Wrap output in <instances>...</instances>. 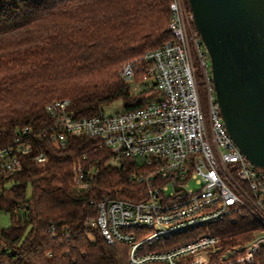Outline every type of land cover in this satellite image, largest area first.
I'll list each match as a JSON object with an SVG mask.
<instances>
[{
	"label": "trees",
	"instance_id": "trees-1",
	"mask_svg": "<svg viewBox=\"0 0 264 264\" xmlns=\"http://www.w3.org/2000/svg\"><path fill=\"white\" fill-rule=\"evenodd\" d=\"M170 2L0 0V131L13 137L25 126L50 125L46 105L55 100L68 99L81 117L118 100L124 111L142 107L157 93H133L120 72L126 62L173 39ZM38 144L49 162L39 166L35 149L25 157L23 171L0 187V215L10 217L8 227L0 225V264H130L129 246L108 244L87 221L96 214L90 200L107 194L139 199L142 187L130 178L139 170L136 164H107L109 151L96 138L71 136L64 147ZM76 161L98 168L88 191L73 184ZM261 229L251 216L240 214L235 222H217L148 249H171L208 232L219 238L221 256ZM246 264H264V246Z\"/></svg>",
	"mask_w": 264,
	"mask_h": 264
},
{
	"label": "built area",
	"instance_id": "built-area-1",
	"mask_svg": "<svg viewBox=\"0 0 264 264\" xmlns=\"http://www.w3.org/2000/svg\"><path fill=\"white\" fill-rule=\"evenodd\" d=\"M183 5L184 0L170 2L168 28L173 39L126 62L120 72L128 83H145L137 93L153 90L156 96L140 108L103 110L90 117L76 116L68 99L48 103L50 125L25 126L13 137L0 131V187L23 171L25 157L35 149L33 160L39 166L49 162L38 140L64 147L71 136L96 138L109 151L107 164L119 166L130 160L139 169L130 176L142 187L139 199L107 194L96 202L90 200L96 214L87 221L108 244H127L130 264H246L264 246V172L246 158L226 130L206 49L196 29L188 35ZM189 18L193 22L192 14ZM192 51L205 72L208 118ZM97 174L95 165L80 161L72 165V181L79 191H88ZM240 214L255 219L261 232L221 256L217 255L219 238L208 232L171 249H148L217 222H235Z\"/></svg>",
	"mask_w": 264,
	"mask_h": 264
},
{
	"label": "water",
	"instance_id": "water-1",
	"mask_svg": "<svg viewBox=\"0 0 264 264\" xmlns=\"http://www.w3.org/2000/svg\"><path fill=\"white\" fill-rule=\"evenodd\" d=\"M226 130L264 172V0H188Z\"/></svg>",
	"mask_w": 264,
	"mask_h": 264
},
{
	"label": "rangeland",
	"instance_id": "rangeland-1",
	"mask_svg": "<svg viewBox=\"0 0 264 264\" xmlns=\"http://www.w3.org/2000/svg\"><path fill=\"white\" fill-rule=\"evenodd\" d=\"M189 14H190V8L188 7V5H186V1L184 0L183 19H184V23L186 25V30L188 32V35H191V33H192L193 29H195V27H194L193 22H191V20L189 18V16H191V14L190 15ZM192 55H193V62H194V68H195V77H196V82H197L198 89L200 92L203 112L205 114V117L208 118L210 107H209V95H208V90H207V83L205 81L206 80L205 72H204V69L201 68L200 63H199V59L196 57V55L193 51H192ZM207 61H208V64L210 66V59L208 57H207ZM129 85H130L131 91L133 93H137L139 91V89H144L146 87L145 83H142L141 85H136L133 82H129ZM214 96H215V93H214ZM215 101H216V97H215ZM122 110H123V103L120 100L114 101V102H112V103H110L104 107V111L106 113H116V112H121ZM27 192H28V194L30 193V188H28ZM0 225L2 227H8L10 225V217L8 214L3 213L0 215ZM185 243H187V242H185Z\"/></svg>",
	"mask_w": 264,
	"mask_h": 264
}]
</instances>
